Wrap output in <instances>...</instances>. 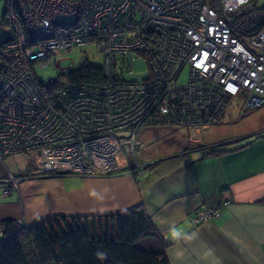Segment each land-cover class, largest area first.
I'll list each match as a JSON object with an SVG mask.
<instances>
[{"label": "built area", "instance_id": "obj_1", "mask_svg": "<svg viewBox=\"0 0 264 264\" xmlns=\"http://www.w3.org/2000/svg\"><path fill=\"white\" fill-rule=\"evenodd\" d=\"M2 30L0 161L34 175H110L122 155L141 176V128L184 127L194 139L235 96L244 110L264 105V0H5ZM88 43L103 57L102 84L53 89L75 69L57 58ZM133 63L146 65L142 79H128ZM51 64L60 74L44 85L36 69ZM21 180L7 171L4 192ZM221 210L198 208L193 222Z\"/></svg>", "mask_w": 264, "mask_h": 264}, {"label": "crops", "instance_id": "obj_2", "mask_svg": "<svg viewBox=\"0 0 264 264\" xmlns=\"http://www.w3.org/2000/svg\"><path fill=\"white\" fill-rule=\"evenodd\" d=\"M236 98L194 139L184 127L149 126L166 127L167 144L139 162L135 156L149 164L141 176L127 172L132 163L122 155L119 171L103 176L34 175L14 158L0 161V220L31 227L143 205L170 264H264V105L244 110ZM7 171L22 176L9 194L2 182ZM217 203V218L193 222L198 208ZM89 226L99 234L111 227L103 219Z\"/></svg>", "mask_w": 264, "mask_h": 264}, {"label": "trees", "instance_id": "obj_3", "mask_svg": "<svg viewBox=\"0 0 264 264\" xmlns=\"http://www.w3.org/2000/svg\"><path fill=\"white\" fill-rule=\"evenodd\" d=\"M76 82L102 84L101 67L80 65L51 86ZM96 219L110 223L105 234L90 228L89 220ZM165 247L143 205L103 218L60 217L31 227L0 220V264H170Z\"/></svg>", "mask_w": 264, "mask_h": 264}, {"label": "rangeland", "instance_id": "obj_4", "mask_svg": "<svg viewBox=\"0 0 264 264\" xmlns=\"http://www.w3.org/2000/svg\"><path fill=\"white\" fill-rule=\"evenodd\" d=\"M5 10V0H0V17L3 18ZM7 38V32L5 30L0 31V42ZM60 59L59 67L67 68L72 65L73 69L79 67L80 65H92V66H101L103 63V57L100 53H97L95 50V46L93 43L77 45L61 54L57 60ZM132 68L134 70V74L128 76V79L139 80L144 77L147 73L146 65L143 63H133ZM36 74L40 77L41 82L44 85H48L49 77H56L60 74V69L55 67L54 64H51L46 67L36 69ZM187 71L185 70L179 78L181 83L186 81ZM64 77L59 78L62 81ZM53 88V87H52ZM56 88V87H55ZM54 89V88H53ZM241 96L238 95L240 99ZM166 127H145L141 128L137 134V139L143 142V145L140 147L141 149L136 148L135 156L137 161H141V154L150 153L162 147L165 141V145L167 144V138H165V134L163 131ZM153 140V141H152ZM164 145V146H165ZM163 146V147H164ZM133 161V156L129 158ZM17 163V162H16Z\"/></svg>", "mask_w": 264, "mask_h": 264}, {"label": "water", "instance_id": "obj_5", "mask_svg": "<svg viewBox=\"0 0 264 264\" xmlns=\"http://www.w3.org/2000/svg\"><path fill=\"white\" fill-rule=\"evenodd\" d=\"M48 81L55 82L56 81V78L55 77H50V78H48Z\"/></svg>", "mask_w": 264, "mask_h": 264}]
</instances>
